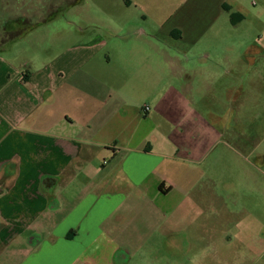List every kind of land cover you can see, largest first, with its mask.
<instances>
[{"label": "crops", "instance_id": "1", "mask_svg": "<svg viewBox=\"0 0 264 264\" xmlns=\"http://www.w3.org/2000/svg\"><path fill=\"white\" fill-rule=\"evenodd\" d=\"M219 3L200 63L173 54L210 26L188 47L133 19L112 38L33 35L60 14L9 42L0 26V264H208L209 239L223 264L259 242L260 263L242 233L264 220V0Z\"/></svg>", "mask_w": 264, "mask_h": 264}, {"label": "rangeland", "instance_id": "2", "mask_svg": "<svg viewBox=\"0 0 264 264\" xmlns=\"http://www.w3.org/2000/svg\"><path fill=\"white\" fill-rule=\"evenodd\" d=\"M57 1H63L65 4V7L58 11L61 17L37 29L33 35H40V33L52 35L53 33L61 32L63 29H74L75 31L80 29L84 32H96L98 35L112 38V36H115L114 34L123 31L124 20L133 19V23L142 21L146 26L151 25L155 26L156 29H160L161 36H163V46L169 41L171 44H176L177 47H188L191 45L189 41H177L176 36L179 33L198 32L200 35L202 31L205 32L206 28L210 26V30L208 34H205L204 39L201 37L198 39L199 42L197 45L200 49L197 50L198 53H190L187 56L190 61L186 60L185 55L173 54L176 60H182L183 63L206 62V59L203 58L205 51L201 48L207 47L208 45L217 48L218 24L224 15L219 0H49V3ZM47 2V0H0V22L16 16V14L21 12L22 8L27 10L30 15L33 14L35 16L36 11L39 9L38 6ZM24 4L27 6L23 7ZM68 21H74L75 23L69 24ZM7 28L13 31L16 27L9 25ZM170 43L169 45H171ZM160 61L165 70L171 65L170 60L164 56ZM192 104L203 115V118L209 125L216 127L217 118L214 109L218 106V103L193 101ZM232 202V199L227 198L226 205H233ZM228 216H232L230 217L232 223L228 229L229 233H227L231 237H236L240 234L236 227L238 224L234 222L233 214L225 213V217ZM242 216L244 218V215ZM248 218L249 221L252 219V224L242 233L245 242L249 243L251 238L254 239L255 237H257V241L260 240L263 242L264 226L262 223H264V220L261 217L257 219L253 216H248ZM253 221H255V224ZM234 226L235 228H233ZM211 227L215 228L216 226L212 225ZM213 232L218 235V238H221V230L219 231L216 227ZM212 242L214 241L209 239L206 244L195 246L193 259L195 254H198V251H203L205 252V257H203L205 258L204 261L208 264H223L222 260H216L217 256H214L216 247ZM239 247L242 252L240 261L238 255ZM229 249L231 252L226 257V264H255L253 261L255 259L254 255L262 253L263 250L259 246V242L253 244L251 249L244 244L238 245L237 243ZM234 251H236V254H234ZM187 254L189 253L173 256H177V258L184 261ZM259 262V264H264V255ZM162 264H165V262Z\"/></svg>", "mask_w": 264, "mask_h": 264}, {"label": "trees", "instance_id": "3", "mask_svg": "<svg viewBox=\"0 0 264 264\" xmlns=\"http://www.w3.org/2000/svg\"><path fill=\"white\" fill-rule=\"evenodd\" d=\"M43 3L41 6H38L39 9L36 11L35 16L29 14L27 10L21 9V12L0 22L3 34L6 36L5 41H13L21 38L24 34L30 31L32 28L37 25L47 22L52 18L53 15L58 14L59 9L62 10L65 7L63 1H57L53 3ZM73 3V2H72ZM8 5V4H7ZM27 5H23L26 7ZM8 25H14L16 28L12 31L7 28Z\"/></svg>", "mask_w": 264, "mask_h": 264}, {"label": "built area", "instance_id": "4", "mask_svg": "<svg viewBox=\"0 0 264 264\" xmlns=\"http://www.w3.org/2000/svg\"><path fill=\"white\" fill-rule=\"evenodd\" d=\"M146 108L148 109L149 107L147 106Z\"/></svg>", "mask_w": 264, "mask_h": 264}]
</instances>
